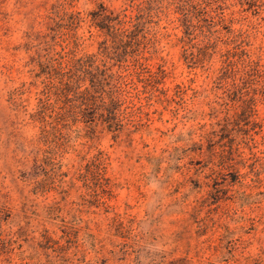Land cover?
Masks as SVG:
<instances>
[{
    "label": "rangeland",
    "instance_id": "1",
    "mask_svg": "<svg viewBox=\"0 0 264 264\" xmlns=\"http://www.w3.org/2000/svg\"><path fill=\"white\" fill-rule=\"evenodd\" d=\"M127 1L0 0V264H264V100L253 129L233 130L227 166L195 143L198 126L215 120L208 112L221 93L213 79L224 39L236 34L264 69V0L258 11L240 0L208 7L220 36L211 55L192 46L197 30L179 41L169 6L150 23L145 61L166 69L158 87L168 88V100L134 77L132 117L142 123L129 134L98 129L89 137L76 123L40 139L30 116L43 77L31 60L36 35L52 25L48 45L94 53L103 35L90 12ZM95 156L104 178L82 174ZM256 171L262 182L252 187Z\"/></svg>",
    "mask_w": 264,
    "mask_h": 264
},
{
    "label": "trees",
    "instance_id": "2",
    "mask_svg": "<svg viewBox=\"0 0 264 264\" xmlns=\"http://www.w3.org/2000/svg\"><path fill=\"white\" fill-rule=\"evenodd\" d=\"M214 3L218 0H128L119 10L100 3L90 14L92 23L103 37L96 52L79 57L61 42H56L58 49L48 45L46 37L50 33L54 35L52 25L48 26L47 33L37 34L35 38L39 41L33 44L37 50L31 60L38 65L36 76L43 77L40 80L41 96L30 116L40 122V139L76 123H82L89 137L98 129L111 132L113 138L124 128L129 134L131 128L142 123L141 117H132L134 102L129 86L138 90L134 77L144 88L150 86L166 100L169 98L168 88L158 87L167 74L163 64L152 68L145 62L152 41L150 23L154 22L153 17L166 14L171 6L176 13L172 21L182 31L179 41L184 43L197 30L199 32L193 37L200 36V42L192 46L203 55H211L216 52L220 40L219 30L212 28L215 21L209 19L213 16L208 13V7ZM240 3H247L255 11L260 8L259 0H240ZM224 42L227 46L218 53L220 64L214 70L213 79L221 93L211 101L208 112L215 120L209 127H204L205 123L198 126L199 138L195 142L199 152L205 144L209 153L217 156L220 166L230 159L235 141L233 130H241V124L248 126L243 129L244 134L253 129L256 122L250 117L256 113L257 102L264 100V69L258 60L249 57L241 48L236 34ZM179 90L180 86L175 85L170 98ZM219 112L221 116H218ZM235 149L238 150V146ZM46 157L43 156L41 161ZM156 159L155 170L159 171L163 156ZM210 169L215 171L213 167ZM103 170L102 159L95 156L85 163L82 174L104 178ZM251 180L252 187H259L262 178L258 171Z\"/></svg>",
    "mask_w": 264,
    "mask_h": 264
}]
</instances>
